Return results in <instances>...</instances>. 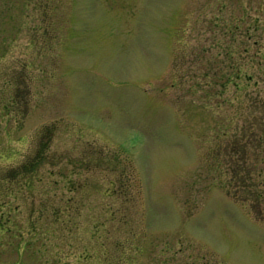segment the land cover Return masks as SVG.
Instances as JSON below:
<instances>
[{"label":"rangeland","instance_id":"rangeland-1","mask_svg":"<svg viewBox=\"0 0 264 264\" xmlns=\"http://www.w3.org/2000/svg\"><path fill=\"white\" fill-rule=\"evenodd\" d=\"M0 264H264V0H0Z\"/></svg>","mask_w":264,"mask_h":264}]
</instances>
